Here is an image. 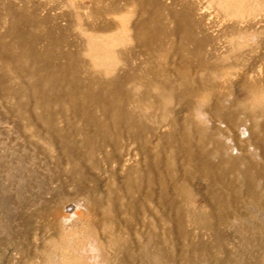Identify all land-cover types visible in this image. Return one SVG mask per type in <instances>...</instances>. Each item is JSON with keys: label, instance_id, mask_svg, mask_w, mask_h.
Listing matches in <instances>:
<instances>
[{"label": "rangeland", "instance_id": "rangeland-1", "mask_svg": "<svg viewBox=\"0 0 264 264\" xmlns=\"http://www.w3.org/2000/svg\"><path fill=\"white\" fill-rule=\"evenodd\" d=\"M14 17L40 35L37 48L45 52L44 61L52 60L50 71L65 69L57 65L65 62L63 54L77 56V66L61 75L41 73L40 90L31 94L44 95L42 106L18 95L37 79L31 74L34 65L14 42L26 34L12 30ZM0 41V264H140L143 255L135 253L133 260L106 236L112 213L105 208L115 205L124 206L114 214L123 221L122 236L135 241L136 250L154 234L153 253L141 264H264V0H0ZM121 75L127 79L114 93L122 95L118 103L137 119V138L128 131L117 135L114 128H106L104 138L95 136L93 125L60 114L76 107L97 110L104 101L95 96L103 94L104 82ZM77 79L81 84L74 86ZM251 84L258 90L247 96ZM60 87L59 100L55 88ZM76 89L83 94L78 102L71 99ZM218 96L222 108L234 109L236 132L248 127L260 140H236L239 151H248L235 155V168L226 165L209 182L205 176L187 180L183 148L188 139L200 147L201 136L197 126L185 128L184 119L205 121L209 132L208 116ZM24 103L37 113H57L63 128L74 121L72 129L65 127L72 134L73 158L52 139L48 119L41 125L25 122ZM221 133L215 130L216 136ZM205 142L214 147L210 139ZM250 161L260 170V201L243 183L242 170ZM148 164H153L150 184ZM130 167L136 174L129 176ZM213 180L219 204L209 189ZM95 201L100 207L91 209ZM177 208L182 223L175 221ZM92 220L98 223L94 227ZM154 241L163 247L157 254Z\"/></svg>", "mask_w": 264, "mask_h": 264}, {"label": "bare ground", "instance_id": "bare-ground-1", "mask_svg": "<svg viewBox=\"0 0 264 264\" xmlns=\"http://www.w3.org/2000/svg\"><path fill=\"white\" fill-rule=\"evenodd\" d=\"M186 17V16H185ZM36 22V21H35ZM30 23V22H29ZM43 23V22H42ZM27 23H24V22H21L16 18L14 17V20H13V23L11 24V28L12 30L14 31H18V30H24L26 31V34L23 35V37H17L15 38V41L14 42H17V44L21 47V49L23 50V57L28 60L32 65H34V69L32 70L31 74L32 76H36V79L37 81L32 83L31 84V87L28 91H25V90H21L19 91V97H22L24 96L25 94L27 95V97L30 99H35V102H36V106H42V102H43V99H44V95H39L38 93L36 95H32L31 93H34V92H39L40 90V87H41V73L43 71H48L49 74L54 78L57 75H61L63 73V70L66 71L68 69V67L72 66L74 64V66H77L75 64H77L78 60H77V56L75 54V52H67L66 54H63V59H64V63H58L57 62V65H62L64 64V67L65 69H63V67H58L56 68V73L54 69H51L52 71L49 70V67L51 66L52 64V60L49 58V59H45L46 61L43 60V57L42 56H45V55H42V54H45L41 52V50H39L37 48V44L38 42L40 41V35H37L35 32H33V30H30L29 28L26 27ZM31 24V23H30ZM33 26H37V25H33ZM52 34V33H50ZM49 34V35H50ZM44 35V34H43ZM49 35L47 36L48 38ZM54 34H52L53 36ZM9 38V37H8ZM44 38V37H43ZM2 39V38H1ZM42 40V39H41ZM48 40V39H47ZM55 40V39H54ZM62 40V39H61ZM59 41V39H58ZM1 43V41H0ZM60 43V42H59ZM62 43V42H61ZM60 43V44H61ZM69 43V42H68ZM58 44V43H57ZM6 45V44H5ZM7 46V45H6ZM68 46V45H67ZM59 47V46H58ZM69 47V46H68ZM80 47V46H79ZM241 48V46H239ZM238 47V49H239ZM9 49V48H8ZM62 49V48H60ZM69 49V48H67ZM66 49V50H67ZM227 49V48H226ZM236 49V47H235ZM237 49V50H238ZM11 50V49H9ZM228 50V49H227ZM226 50V51H227ZM231 50H234L233 48ZM225 51V53H226ZM240 51V50H239ZM50 52V49L48 48L47 49V53ZM200 52V51H199ZM230 52V51H228ZM237 52V51H236ZM235 52V53H236ZM6 53V51H5ZM9 53V52H8ZM224 53V54H225ZM238 53V52H237ZM1 54V53H0ZM15 54V53H14ZM222 54V55H224ZM232 54V53H231ZM4 55V54H3ZM11 55V54H10ZM230 55V54H229ZM236 55V54H235ZM238 55V54H237ZM5 56V55H4ZM226 56H228L226 54ZM49 57V56H48ZM222 57V56H221ZM224 57V56H223ZM80 58V57H79ZM227 58V57H226ZM225 58V59H226ZM239 58V57H238ZM222 59V58H221ZM224 59V60H225ZM230 59V57H229ZM229 59H226L227 61ZM244 59V58H243ZM211 60V59H210ZM225 60V61H226ZM238 60V59H237ZM240 60V59H239ZM238 60V61H239ZM209 61V60H208ZM220 61V60H219ZM226 63V62H225ZM19 64V63H18ZM183 64V63H182ZM224 64V63H223ZM210 65V64H209ZM73 68V67H72ZM76 68V67H75ZM236 68V67H235ZM54 71V72H53ZM218 71V67H216V70L215 72ZM257 71V70H256ZM262 71V70H261ZM146 72V71H145ZM237 72V71H236ZM212 73V72H211ZM260 73V72H259ZM81 74V73H80ZM216 75V74H215ZM256 75V74H255ZM66 76V75H65ZM68 76V75H67ZM162 76V75H161ZM81 77V76H80ZM207 77V76H206ZM227 78V77H225ZM68 79V78H67ZM127 78L124 77V75H121V76H118V78H114V79H109L108 81L106 80L104 83L108 86L105 85V89H104V92L103 94H97L95 97L97 98L98 101H100L101 99H103L104 103H102L101 105H99L98 109L97 110H87V109H82V108H78L76 107V109L72 111H63V112H60V114L62 116H65V118L68 116L69 118L73 119V118H81L84 125H87V126H90V125H93L94 127V133L93 135L95 136H101V137H105L107 134L105 133V129L106 128H114L115 132L117 135H121L123 134L124 131H128V133L130 135H132L134 138H137V134H138V123H137V119L135 118L134 114L132 111L126 109V107L124 108L122 106L121 103H118V98H121L122 95H120L121 97L117 96L114 92H119L121 89V83L124 82ZM131 79H134V78H131ZM170 79V78H169ZM194 79V78H193ZM193 79H192V82L190 80V82L192 83L193 85ZM198 79V78H197ZM208 79V78H207ZM210 79V78H209ZM246 79V78H245ZM44 80V79H43ZM199 80V79H198ZM170 81H172V79H170ZM254 81V80H253ZM263 81V80H262ZM173 84L175 83L177 85L176 82L172 81ZM171 82V83H172ZM248 82V81H247ZM42 83V82H41ZM119 83H120V86H119ZM168 83V82H167ZM170 82L168 84H170V89L174 90L175 87L173 84H171ZM191 83L189 84L188 82L185 83L186 87L187 86H191ZM211 83V82H210ZM249 83H252L251 81ZM76 84H81L80 80H75V82L73 83V85L75 86ZM83 84V83H82ZM197 84V83H196ZM199 84V83H198ZM62 85V84H61ZM123 85V84H122ZM213 85V84H212ZM215 85V84H214ZM65 86V85H64ZM109 86H111L109 88ZM162 86V85H161ZM218 86V85H217ZM246 86V85H245ZM256 84H251L249 86H246V88L248 87V94L247 96H252L254 95V91L257 92V88L255 87ZM164 87V86H163ZM168 87V88H169ZM175 87V88H174ZM107 88V89H106ZM188 88V87H187ZM243 88V87H242ZM261 88V87H259ZM57 91V99H61L63 96H62V90H64L63 88L60 87L59 88H55ZM165 89V88H164ZM167 89V88H166ZM189 89V90H188ZM186 90L188 91H193L194 89H190L188 88ZM47 90L49 91H52L51 88H47ZM76 93L77 95H74L71 99L74 101L78 100L79 98H82L83 97V94H81L80 90L79 89H76ZM164 91V90H163ZM28 92V93H27ZM143 92V91H142ZM157 92V91H156ZM171 92V91H170ZM129 93V92H128ZM73 94V93H72ZM181 95V94H179ZM216 95V94H215ZM214 95V96H215ZM67 96V95H66ZM65 96V97H66ZM127 97V96H126ZM177 97V95H176ZM53 98V97H52ZM167 99V98H166ZM165 99V100H166ZM200 99V98H199ZM168 100V99H167ZM201 100V99H200ZM248 100V99H247ZM34 101V100H33ZM164 101V100H163ZM78 102V101H76ZM96 102V101H95ZM214 103L212 104V109L215 110L214 114L212 113V116H208V119L209 121L212 123V126L209 128V132H207V130L204 128V125L205 124V121L201 120V119H196V118H191V117H186L184 119V124H185V128H188V129H192V127H198L197 129L199 130V135L201 136V139H199V146L200 147H193L190 143H189V139L187 141V147L186 148H183L184 150V157H185V160L184 161V168H185V176L184 178L186 177V179H194V178H199L201 176H205V178H203L204 180L206 179H210L212 178L214 175H216L217 173H222L223 171V168L228 165L230 168L232 167H236L238 165V161H239V157L235 156L236 154H241L242 152L243 155H247V149L244 147V148H241V151L238 150L237 148V145L235 144L236 143V140L238 139H241V137L244 139V142H246L245 144L247 143H250L251 144H254V143H257V141H259V137L256 136V134L250 129V128H245L243 126H239L238 131L239 132H236L235 130V127L237 126V120L235 119V111L233 108H231L232 106L227 107V108H222V104H223V100H220V96L216 97L213 101ZM126 103V101H125ZM130 103V102H129ZM166 103V102H165ZM196 103V102H195ZM199 103H202V102H199ZM203 104V103H202ZM23 108H22V111L23 114H24V119H25V122L26 123H31V125H34V124H37V125H41L40 123V120L43 121L44 123V120L45 119H48V123H49V134L51 135L52 139L55 138L57 139L64 147H65V152L67 154H69L72 158L74 157L73 153V148H74V145L71 141V137H72V134H71V131L70 133L66 131V128H70L72 129L73 126H74V121H69L66 123L65 127H61L60 124H61V121H59V119H55L57 117V113L51 111V110H47L45 111L43 109V111L37 113L35 112L34 110H32L31 108H27L26 107V104L24 103L23 104ZM136 105V104H135ZM188 104L185 105V107H187ZM200 105V104H199ZM147 106V105H146ZM197 107V106H196ZM202 107V106H200ZM198 107V109L200 108ZM59 108V106H58ZM186 109V108H185ZM196 110V109H195ZM18 111V112H20ZM60 111V110H59ZM202 113H204V109L202 111V109L200 110ZM207 111V110H206ZM187 112V111H186ZM180 113V112H179ZM64 114V115H63ZM73 114V115H72ZM48 115V116H47ZM72 117H71V116ZM187 116V115H186ZM218 123H220V126H218ZM45 126V125H44ZM193 128V131L195 130ZM93 130V129H92ZM215 130H220V132L222 131L223 133H221L220 136H216L215 135ZM192 131V132H193ZM229 131H233V134L232 136L230 135ZM196 132V131H195ZM244 132H247L248 135L247 136H243ZM45 133V131H44ZM185 134V133H184ZM88 136V138H91V134L88 132L86 134ZM125 136V135H124ZM177 137V136H175ZM258 137V138H257ZM178 138V137H177ZM163 139V138H162ZM184 139V138H183ZM182 139V140H183ZM208 139H210V141L213 143L214 147H206L204 144L206 143L205 141H207ZM259 139V140H258ZM166 140V139H165ZM175 140V139H174ZM91 141V140H90ZM163 141V140H161ZM98 143V142H97ZM226 143H229V147H227L225 144ZM132 144V143H131ZM130 144V145H131ZM197 144V145H198ZM137 145V144H136ZM233 145V146H232ZM203 146H204V149H203ZM232 146V147H231ZM175 147V146H174ZM62 148V147H61ZM93 148V147H92ZM201 148V151L199 150L198 152V149ZM231 148V149H230ZM130 149V147H129ZM75 150V149H74ZM230 151V152H229ZM162 153V152H161ZM101 154V153H100ZM135 155V154H134ZM249 155V154H248ZM133 156V155H132ZM219 157V158H218ZM244 156H241V158H243ZM218 158V159H217ZM133 159L134 158H127L128 162H131L133 164ZM184 159V158H183ZM182 160V159H181ZM245 160V159H244ZM172 161V160H170ZM243 161V160H241ZM246 161V160H245ZM125 162L126 160L123 162L124 163V166H125ZM121 163V162H120ZM127 163V162H126ZM88 164V163H87ZM121 165V164H120ZM153 165V164H152ZM151 164H148L147 169L146 170V178L147 180L149 181V184L152 183V171H153V167H152ZM159 165V164H158ZM255 163H253L252 161L248 162L247 164V167L245 168L246 170H242V173H243V183L245 185V189L247 190V192H249V194H251L252 198L255 200V201H260L262 199V196L259 194V189L256 188V176L258 173H260V170L255 168ZM160 166V165H159ZM183 166V165H182ZM172 167V166H171ZM172 170V169H171ZM84 171V170H83ZM136 170L134 168H131L130 167V170H129V176H132L133 174H136ZM120 173V172H119ZM173 174V173H172ZM174 175V174H173ZM74 176V175H73ZM171 177V176H170ZM207 177V178H206ZM217 177V175H216ZM215 177V178H216ZM117 178V177H116ZM155 178V177H154ZM255 179V181H254ZM115 180V179H114ZM186 181V180H185ZM209 182V180H207ZM154 182V181H153ZM209 189L211 191L214 192V200H218V202H216V204H219L221 203L220 202V196L218 195V193L216 192V189H215V186H216V180H213L209 183ZM189 185V184H188ZM231 186H234L233 184ZM119 188V187H118ZM108 189V188H107ZM150 190V189H149ZM148 190V191H149ZM131 191V190H130ZM111 192V191H110ZM115 192V191H114ZM128 192V191H127ZM134 192V191H133ZM147 192V191H146ZM118 194L120 192H117ZM186 193H187V196L191 197V191L186 188ZM113 194V193H112ZM150 194V193H149ZM147 194V196L149 195ZM108 195V194H107ZM114 195V194H113ZM132 195V194H131ZM152 195V193H151ZM129 197V196H128ZM134 197V196H133ZM132 197V199H133ZM153 197V196H152ZM108 198V197H107ZM136 198V197H135ZM123 199V198H121ZM117 200V199H116ZM115 200V201H116ZM135 200V199H134ZM139 201V199H137ZM136 200V201H137ZM107 201V200H106ZM112 201V200H111ZM133 201V200H132ZM190 201V200H189ZM118 202V201H117ZM68 205H70V203H67L65 206L67 207ZM98 205V202L95 201L93 202V204L91 205V209H96V208H99L100 206H97ZM111 205V204H110ZM111 210L110 208H105V211L111 215L112 218H110V223L109 225H107V227L105 226L106 228V236H110L108 238V240H110L111 238V241L112 242V245H113V248L115 247L116 249L119 250V252H122L123 254H127V255H130L132 257H134L133 255H135V253H140L142 257L145 258V261H146V257L147 258H150L151 256V253H153V240H154V234L153 232H151L149 234V237L147 239V241H145V243L142 245L140 244L138 247H137V250L134 248L136 245H134V242L133 240L131 239H127L125 237L122 236V229H121V225L123 224V221H121L120 219H116V215L114 214V211H116V208L117 210H119L120 208H123L124 206H111ZM148 209V208H147ZM103 210V209H102ZM111 212V213H110ZM182 210L181 208H177L175 209V213L177 214V217L175 218V221L178 223H182V218H183V215H182ZM186 212V211H185ZM116 213V212H115ZM228 214V213H227ZM175 215V214H174ZM199 215V214H198ZM122 217V216H121ZM200 217V215H199ZM226 218V217H225ZM92 219V217H91ZM167 219V218H165ZM170 220V219H169ZM202 221V219H200ZM199 220V221H200ZM108 221V220H107ZM172 221V220H171ZM174 221V220H173ZM170 222V221H169ZM203 222V221H202ZM98 223L96 221H91V225L94 227L95 225H97ZM151 228H154L152 227L153 225L150 224ZM103 228V227H102ZM131 229V228H130ZM179 231V230H177ZM121 233V234H120ZM138 234V233H137ZM183 233H181L182 235ZM261 236V235H260ZM156 237V235H155ZM156 241V240H155ZM154 241V242H155ZM107 242V241H106ZM137 242V241H136ZM161 242V241H159ZM184 242V241H183ZM109 243V241H108ZM107 243V244H108ZM156 243V242H155ZM157 245V251H156V248H155V252L157 254V252L159 251V246H158V243H156ZM160 244V243H159ZM175 244V243H173ZM172 244V245H173ZM188 244V243H187ZM171 245V244H170ZM109 246V245H108ZM142 246V247H141ZM174 246V245H173ZM197 246V245H196ZM199 246V244H198ZM111 247V246H110ZM162 247V246H161ZM188 247L190 248L189 244H188ZM188 247L187 245H183L182 246V251L181 253L183 255H185V257H187V252H188ZM179 248V247H178ZM196 248V247H195ZM194 248V250H195ZM160 249H163L160 248ZM198 249V248H197ZM174 250V249H173ZM201 251V250H200ZM154 252V254H155ZM162 252H164V250H162ZM161 250H160V253H162ZM173 252V251H172ZM180 252V251H179ZM196 252V251H195ZM139 253L137 254L139 256ZM189 253V252H188ZM155 254V255H156ZM159 255V254H158ZM170 256V255H169ZM121 257V256H120ZM123 257V256H122ZM158 257V256H157ZM161 256L159 255V258ZM182 257V256H181ZM192 257V256H191ZM124 258V257H123ZM141 258V257H139ZM143 258V260H144ZM122 258H120L121 260ZM130 259V258H129ZM125 260V259H124ZM135 260V257L134 259ZM142 260V259H141ZM142 260L141 263H144ZM126 261V260H125ZM148 261V259H147ZM171 261V260H170ZM149 262V261H148ZM121 263V262H120ZM134 263V262H133ZM124 264V263H122ZM128 264V263H127ZM135 264V263H134ZM137 264V263H136ZM148 264V263H146Z\"/></svg>", "mask_w": 264, "mask_h": 264}]
</instances>
